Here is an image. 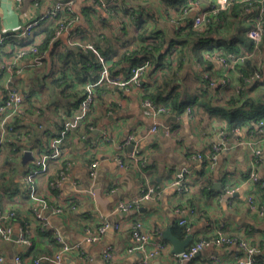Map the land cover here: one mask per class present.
<instances>
[{
    "label": "crops",
    "instance_id": "obj_1",
    "mask_svg": "<svg viewBox=\"0 0 264 264\" xmlns=\"http://www.w3.org/2000/svg\"><path fill=\"white\" fill-rule=\"evenodd\" d=\"M52 1L0 0V36L19 32L27 21L43 14ZM172 2L178 0H137L135 3L136 18L142 17L149 22L154 20V26L163 34L166 44L174 40L185 41L186 25L192 21L195 14L191 11L182 19L172 7ZM69 16L73 22L66 32L56 40H51L50 48L45 51L47 61L41 70L34 72L35 74L27 71L15 77L22 88L31 86L37 79L49 80L48 76L53 74L56 76L59 65H53L52 51L60 53L75 45L89 44L87 39L95 40L102 50L108 49L111 44L114 51L118 49L120 42L129 41L136 31L131 17L125 15L121 20L110 18L104 10L89 0H74ZM51 23L44 21L32 34L41 42L44 41L46 37L44 28ZM237 24H239L237 16L236 14L233 16L232 11L227 13L225 18L220 17L217 33L210 35V45L206 47L210 49L221 40L235 41L240 37L238 34L246 37L244 33L237 31ZM15 42L19 44L20 39ZM14 48L13 42L2 48V51L8 56L12 54ZM210 52L211 50L202 52L203 58L207 60V67L213 74H225L226 68L217 60L210 58ZM55 59L56 56L53 60ZM113 61L114 59H108L107 64L110 66ZM121 65L123 70L129 67L127 64ZM158 76L159 71L150 69L144 83L151 84ZM69 79L73 83V90L81 88L82 84L78 79L70 75ZM231 88H234V85L221 91L225 93ZM37 89L40 97L47 99L48 88L39 86ZM144 99L146 98L142 91L135 86H129L125 90L109 87L100 93L92 112L83 121L82 128L65 136L63 140V147L66 150L65 161L69 163L66 181L58 191L48 189V182L59 169L56 164L51 166L47 175L36 178L39 196L50 205L63 210L61 214L45 213L48 222L45 229L49 233H43L38 222L31 219L28 213L29 202L16 196L17 194L11 199L2 195V205L11 203L13 198L20 200L14 208L19 221L13 224L14 232H18L20 223H31L34 241V247L29 254L16 240L6 242L0 237V255L4 257L5 264H15L14 258L18 254H23L25 264H32L36 257L34 252H41L39 256L50 255L46 253L54 250L50 243L54 234L70 244L80 243L79 253L67 255L64 259L65 264H137L145 258L146 253L154 250L157 243L163 242L164 249L145 264L234 262L240 252L232 246L205 248L191 263L183 262L174 256L172 245L163 239V234L170 229L173 235L172 228L177 225L178 219L175 211L180 207L187 208L185 217L190 220L196 238L206 237L205 225L210 222L213 228L220 229L225 235L245 240L256 247L264 261V190L260 191L255 184L247 181L251 161V145L248 141L256 138H252L245 128L233 133L228 128L229 118H221L219 114L212 121L207 117L204 123L200 122L201 116H207L201 110L196 119L190 118L185 110L178 115L169 113L153 120L143 113ZM55 112L53 109L44 108L37 119L29 118V121L25 122L26 126L37 128L36 130L41 133L48 129L56 133V123L57 125L59 123ZM154 123H157L159 128L157 132L152 133ZM37 124L42 127H36ZM163 126L169 128L168 135L164 133ZM221 132H224V135ZM42 137L43 135L39 134L40 141L33 144L36 146L33 149L34 155L45 147L47 138ZM129 137L134 139V150L139 155L137 162L128 158L131 149L128 146L122 147ZM219 143H222V150L211 166L192 158L194 154L209 152L213 145ZM118 158L129 164L127 170L119 167ZM92 162H97L94 177L89 174ZM19 168L22 175L24 166L20 164ZM257 173L264 181V145L261 147ZM179 174H182L184 184L188 188L186 192L178 193L171 186L173 181L179 179ZM21 175L18 176L17 187L21 183ZM147 186L155 188L157 198L143 202L137 211L115 212L118 202L139 196L141 190ZM229 187H233L235 193L233 202L227 205L224 201H219L218 196ZM249 196L256 201V207L253 209L247 203ZM260 209L263 213H259ZM104 222L109 228L101 240L97 243L84 242L86 230L95 229ZM134 222L141 223L142 233L147 237L145 251L137 249L131 237V225ZM107 249L112 250L109 261L103 259V252ZM41 264L52 263L45 260Z\"/></svg>",
    "mask_w": 264,
    "mask_h": 264
},
{
    "label": "built area",
    "instance_id": "obj_2",
    "mask_svg": "<svg viewBox=\"0 0 264 264\" xmlns=\"http://www.w3.org/2000/svg\"><path fill=\"white\" fill-rule=\"evenodd\" d=\"M74 0H53L52 4L41 14L33 20L27 21L22 29L17 33L6 34L0 36V48L8 47L11 43H15V48L12 54L8 56H1L0 58V158L5 155V149L7 145H11L14 141L11 122L14 117L21 114L26 117L25 108V95L22 92V87L16 82L15 77L25 73H34L43 67L46 59V52H40L39 47L41 41L32 33L39 29L44 21L57 22L59 24L58 30L55 32L52 41L56 40L62 33L66 32L73 20L69 18L66 23L63 22L65 15L71 13V5ZM93 5L101 8L107 15L111 16L109 11L110 7L118 6L120 8H126L130 13L136 12L135 3L137 0H89ZM234 4L240 5L237 15L242 25L246 28L245 35L250 39L255 47H257L264 34V0H186L184 7L182 8V19L191 12L195 14L191 21V26L194 30L202 32L210 22L214 21L220 13H229L232 10ZM134 13L131 18L137 17ZM20 39V43L17 44L15 40ZM151 42V40H148ZM84 49L91 50L98 58L102 69L99 74V78L95 82H87L83 85L85 96L78 105V112L72 114L70 118L64 122V129L61 131L59 137H50L47 140V146L43 151L34 155L33 148L19 147L22 155L25 152H31L33 159L24 165L23 174L21 176V183L18 186V191H24L27 193V202H29L28 213L31 215V219L38 222L43 228L48 227L47 217L45 213L61 214L62 208L50 205L45 199L39 196L36 188V178L39 176L47 175L50 172V168L53 164L58 165L59 169L55 176L48 182V189L51 191H58L59 187L66 181L69 173V163L65 161V149L63 147L64 136L74 130H80L82 128L83 121L87 118L91 112L94 104V93L98 86L103 84L119 89H127L129 86H135L139 90L143 89L145 85V76L151 69V60H144L131 66L128 71L127 78H123L120 75L111 76L108 70L107 62L98 54V52L91 46H82ZM220 50L213 49L209 53V57L217 60L226 68L225 74H213L210 78L209 87H227L234 85L237 89L238 79L240 73L237 71L236 66L243 63V58H230L226 61L224 58H220ZM258 74L255 75V79H259ZM246 82H249L246 80ZM143 113L156 120L159 117H163L169 114V107L156 104L149 99L142 101ZM187 114L190 113V109H186ZM38 109H34V116L38 115ZM264 122H259L262 126ZM40 128V126H39ZM159 125L154 123L151 132H157ZM163 131L166 135L170 133L167 126H163ZM239 129L232 130L233 133L238 132ZM224 135V132H221ZM259 136L253 141H248L251 145V161L250 172L247 181L251 184H258L264 187V181L261 180L257 173V166L259 156L261 154V147L264 145V129L259 130ZM133 146V149L129 151L128 158L137 162L138 152L134 150V139L129 137L122 145L123 148ZM222 150V143L212 146L211 154L203 159L200 154H194L192 156L195 160L205 161L208 166H211L217 159L219 152ZM119 167L127 170L129 164L123 162L121 158L117 159ZM97 162H92L89 166V174L94 177ZM179 179L171 183L178 193L186 192L187 186L184 184L182 174L178 175ZM235 189L229 187L219 194V201H224L227 205H230L233 201ZM2 193L0 191V237L6 242H10L14 236L13 224L19 222L17 213L14 208L19 199L13 198L11 203L2 205ZM20 196V195H16ZM19 198V197H18ZM157 198V192L153 186H147L143 188L139 196H136L129 200L120 201L117 203L115 212H130L137 211L143 202H148ZM14 200V201H13ZM247 203L251 209L256 207V201L252 196L247 198ZM187 208L180 207L175 211L177 215V225L184 227L187 237H192V242L187 245L185 250L177 255H174L177 259L191 263L195 256L205 248L209 247H235L240 252L234 262L230 264H264L257 258V248L249 244L245 240H241L236 237L225 235L220 229L213 228L212 225L206 223L205 229L207 230L206 237L196 238L193 235L190 220H187L185 215ZM259 213H263L260 209ZM31 223H20L18 232H16V242L21 245L26 251H30L34 247L33 234L31 231ZM109 228V225L104 222L102 225L95 229L88 228L86 230V236L84 242L97 243L101 240L105 231ZM131 237L136 244L137 249L145 251L147 246V237L142 233L141 223L134 222L131 225ZM53 239L56 243V248L52 256L50 257H38L32 260V264H41L42 261H49L52 264H65L64 259L69 254H78L80 251V243L70 244L63 238L54 234ZM165 245L163 243H157L154 250L146 253L145 258L137 264H145L153 256L157 255L163 250ZM112 255V250L107 249L103 252V259L109 261ZM15 264H25L23 254H18L14 258ZM0 264H5L4 257L0 255Z\"/></svg>",
    "mask_w": 264,
    "mask_h": 264
},
{
    "label": "trees",
    "instance_id": "obj_3",
    "mask_svg": "<svg viewBox=\"0 0 264 264\" xmlns=\"http://www.w3.org/2000/svg\"><path fill=\"white\" fill-rule=\"evenodd\" d=\"M185 2L186 0H178V2L171 3L178 16L182 15V8ZM239 7L240 5L234 4L231 11L233 16L236 14L239 22L236 27L237 31L245 34L246 28L242 25L237 15ZM109 11L111 13L110 18L115 17L119 20L125 15L132 16L135 13H130L128 9L118 6L110 7ZM226 16L227 13H220L202 32L194 30L191 22L187 23L185 41L174 40L168 44H166L163 34L154 26V20L149 22V20H144L142 17H134L130 20L133 22L136 31L129 41L120 42L118 49L112 51L110 44L108 49L102 50V47L100 48L95 40L89 39L86 40L89 44H83V46L91 45L106 62L108 59H114L113 63L110 66L108 65L111 76L120 75L123 78H127L131 66L150 59L151 71L153 69L159 71V76L153 83L143 86L141 91L144 98L156 104L168 106L169 113L177 115L189 108L190 118L193 119L199 117V111L201 110L207 115L201 116L200 122L202 123L205 122L207 117H210L212 121L219 114L221 118H229L228 128L230 131L245 128L248 129L252 138H257L259 130L264 129V124L262 126L259 125L260 121L264 122V34L257 47L250 39L238 34L237 36L240 37H237L235 41L225 42L220 38L221 41H218L216 46L209 49L206 46L210 45V35L217 33L218 19ZM64 18L63 22L66 23L69 21L70 16L65 15ZM58 27L59 24L57 22H52L48 27L44 28L46 37L39 47L41 53L50 48V42ZM148 40H151V42ZM215 48L221 52L219 57L224 58L226 61L230 58H243V63L236 66L237 71L240 73L237 82L240 89L234 86V88L224 93L221 89H226V87H209L212 71L207 67V60L203 58L202 52ZM52 52L51 61L53 65H59L57 74L56 76L55 74L48 76L49 80L37 79V83L35 82L27 88H22V92L25 95V108L23 110L26 117L37 119L44 108L46 110L53 109L56 111V118L59 124L57 125L56 123V133H53L52 129L44 130L41 133L37 131V128L36 130L27 127L26 123L29 120L26 121L23 115L18 114L14 117L10 124L14 133V141L11 145L6 146L5 155L0 158V191L7 199H11L17 194L24 201L27 200V193L24 191L19 192L17 187L18 176L22 173L19 168L21 164L19 157L22 155L19 147L31 146L34 149L36 146L33 144L40 141L39 134H42V138H47V140L50 137H59L64 129L65 120L77 112L78 105L85 96L83 85L87 82L97 81L102 69L96 55L91 50L84 49L80 44L72 46L65 52ZM6 55L7 53L3 52L1 48L0 56ZM54 56H56L55 60H53ZM46 61L47 59L44 62L46 63ZM121 64L129 65L128 69L123 70ZM185 66H188V68H185ZM256 74L260 76L259 79H255ZM69 75L80 81L82 84L80 89L76 91L72 89L73 83L69 79ZM42 76H44V72ZM246 80L249 82H246ZM250 84H252L251 87ZM39 86L48 88L47 99L44 100L40 97V92L37 89ZM109 87L111 86L103 84L95 89L94 104L91 112L95 101L100 98V93ZM221 93L224 94L221 95ZM252 93L255 94L252 95ZM34 109H38L39 113L37 116L33 114ZM39 126L40 128L42 127L40 124L36 125V127ZM46 144L40 151L46 148ZM207 153L211 154L212 151L198 154L204 159ZM255 186L260 191L264 190V187L258 184H255ZM39 228L43 233H49L41 225ZM172 233L178 240H184L187 237L185 228L178 225L172 228ZM50 243L55 249L57 245L53 237ZM53 252L54 250H51V252L46 253L50 255L39 256L41 252L37 251L34 252V256H36L35 258L50 257ZM257 258L263 261L258 253Z\"/></svg>",
    "mask_w": 264,
    "mask_h": 264
},
{
    "label": "water",
    "instance_id": "obj_4",
    "mask_svg": "<svg viewBox=\"0 0 264 264\" xmlns=\"http://www.w3.org/2000/svg\"><path fill=\"white\" fill-rule=\"evenodd\" d=\"M129 148L132 150L133 146L131 145ZM32 159V153L25 152L21 157V164L24 166L25 164H27V162L31 161ZM215 186L218 187L217 184ZM12 239L16 240V235H14ZM163 239L172 245V253L175 255L182 253L187 247V245L191 242V236L186 237L184 240H178L171 234L170 229H167L164 232Z\"/></svg>",
    "mask_w": 264,
    "mask_h": 264
},
{
    "label": "rangeland",
    "instance_id": "obj_5",
    "mask_svg": "<svg viewBox=\"0 0 264 264\" xmlns=\"http://www.w3.org/2000/svg\"><path fill=\"white\" fill-rule=\"evenodd\" d=\"M1 164V163H0Z\"/></svg>",
    "mask_w": 264,
    "mask_h": 264
}]
</instances>
